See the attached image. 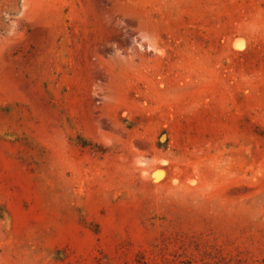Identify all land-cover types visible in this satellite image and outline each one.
Masks as SVG:
<instances>
[{
	"label": "rangeland",
	"instance_id": "374dc122",
	"mask_svg": "<svg viewBox=\"0 0 264 264\" xmlns=\"http://www.w3.org/2000/svg\"><path fill=\"white\" fill-rule=\"evenodd\" d=\"M0 264H264V0H0Z\"/></svg>",
	"mask_w": 264,
	"mask_h": 264
},
{
	"label": "bare ground",
	"instance_id": "6f19581e",
	"mask_svg": "<svg viewBox=\"0 0 264 264\" xmlns=\"http://www.w3.org/2000/svg\"><path fill=\"white\" fill-rule=\"evenodd\" d=\"M236 42V41H235ZM238 49V48H237ZM160 173V172H159ZM156 174H158V173H156Z\"/></svg>",
	"mask_w": 264,
	"mask_h": 264
}]
</instances>
